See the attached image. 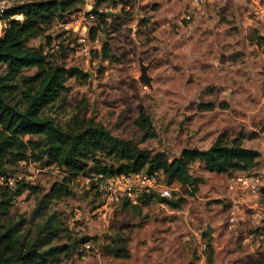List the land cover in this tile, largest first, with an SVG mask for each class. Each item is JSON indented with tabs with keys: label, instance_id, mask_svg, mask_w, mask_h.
Segmentation results:
<instances>
[{
	"label": "rangeland",
	"instance_id": "1",
	"mask_svg": "<svg viewBox=\"0 0 264 264\" xmlns=\"http://www.w3.org/2000/svg\"><path fill=\"white\" fill-rule=\"evenodd\" d=\"M100 11L126 19L122 25L107 19L108 27L91 40L88 54L72 35L57 40L58 24L29 43L51 52L58 65L86 74L69 79L65 106L47 114L67 123L81 111L153 155L172 158L185 148L208 149L223 136L261 157L252 171L233 175L195 164L192 172L204 179L197 192L168 185L176 198H186L181 207L174 210L156 200L140 216L79 179L74 195L52 206L66 236L58 243L71 247L60 264H264V46L256 43L264 39V0H205L200 6L190 0H132L125 8L104 5ZM189 13L195 14L190 20ZM47 35L55 38L52 45ZM104 41L113 60L102 56ZM142 64L150 85L140 81ZM4 71L0 67V75ZM148 120L156 136L143 141ZM62 176L55 167L23 162L0 185L25 182L48 191ZM35 207V196L27 191L8 216L0 215V223L30 219ZM117 234L127 241V258L109 252ZM76 237L91 241L75 245Z\"/></svg>",
	"mask_w": 264,
	"mask_h": 264
},
{
	"label": "trees",
	"instance_id": "2",
	"mask_svg": "<svg viewBox=\"0 0 264 264\" xmlns=\"http://www.w3.org/2000/svg\"><path fill=\"white\" fill-rule=\"evenodd\" d=\"M87 0H32L15 5L10 15H22L23 19L10 21L11 27L0 38V178L12 177L23 162H35L44 167H55L63 174L50 190H43L25 182L15 187L0 185V215L8 216L16 198L28 191L35 196L36 207L26 219L0 223V264H60V256L70 251V246L59 244L63 236L62 222L58 213L52 212L54 203L74 195V184L84 178L103 197L99 187L100 174L111 177L148 171L161 172L165 184H179L192 194L199 190L204 179L192 172L195 164L216 174L233 175L252 171L261 157L259 151L245 147L241 141L218 137L208 149L185 148L179 156L166 153L153 155L133 140H125L113 134L93 118H86L81 111L67 123L59 122L47 111L65 106V95L70 92L68 81L80 76L77 68L67 69L50 59L49 53L29 45L32 39L44 35L51 26L60 24L67 16L80 10ZM132 0H95L94 13L98 24L92 28L90 37L108 27L107 19L115 18L120 25L126 18L100 11L104 5H122ZM59 29V27H58ZM118 30L117 27L114 28ZM66 37V32L57 35ZM72 37V36H71ZM48 45L55 38L47 35ZM256 43L264 46L263 38ZM58 47L59 44H58ZM62 47V46H61ZM54 49V47H53ZM62 49H64L62 47ZM103 58L114 59L108 41L103 43ZM28 69H36L26 75ZM86 77V74H81ZM149 121V120H148ZM143 138L156 136L152 123ZM141 167V169H140ZM264 197V189L262 191ZM179 209L186 198L163 197L158 193L144 194L136 205L126 201L123 205L140 216L145 206L153 201ZM40 219L34 229L32 221ZM61 223V224H60ZM71 240V235L66 234ZM91 238H75V245L85 246ZM110 254L127 258L126 240H112Z\"/></svg>",
	"mask_w": 264,
	"mask_h": 264
},
{
	"label": "built area",
	"instance_id": "3",
	"mask_svg": "<svg viewBox=\"0 0 264 264\" xmlns=\"http://www.w3.org/2000/svg\"><path fill=\"white\" fill-rule=\"evenodd\" d=\"M190 2L200 6L205 3V0H190ZM17 4L16 0H0V38L11 27V20L23 19L22 15L13 16L9 14V11ZM94 4L95 0H87L80 10L68 15L67 19L58 25L61 31L75 37L80 45V50L87 52V54L89 53V44L92 40L90 37L92 28L98 21L97 15L94 13ZM191 16L189 13L186 18L190 20ZM97 179L99 180V187L104 199L118 204H124L126 201H129L130 204L136 205L139 202V198L144 194L158 193L163 197L174 196V190L165 184L161 172L157 171L154 173L143 171L111 177H104V175L100 174ZM242 183L246 187L255 188L249 180H244ZM88 247L90 246L88 245Z\"/></svg>",
	"mask_w": 264,
	"mask_h": 264
},
{
	"label": "water",
	"instance_id": "4",
	"mask_svg": "<svg viewBox=\"0 0 264 264\" xmlns=\"http://www.w3.org/2000/svg\"><path fill=\"white\" fill-rule=\"evenodd\" d=\"M141 67H142V75L140 77V81L142 83H144V84L150 85L151 79H150V77L148 76V73H147L148 67L146 65H144V64H142ZM208 232L209 233H212V230H211L210 227L208 228ZM115 238L118 239V240H120L121 239V236L119 234H117L115 236Z\"/></svg>",
	"mask_w": 264,
	"mask_h": 264
}]
</instances>
